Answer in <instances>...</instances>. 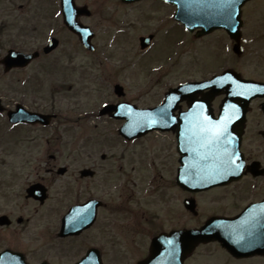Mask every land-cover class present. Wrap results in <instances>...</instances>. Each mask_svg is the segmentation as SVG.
Listing matches in <instances>:
<instances>
[{
    "label": "flooded vegetation",
    "instance_id": "flooded-vegetation-1",
    "mask_svg": "<svg viewBox=\"0 0 264 264\" xmlns=\"http://www.w3.org/2000/svg\"><path fill=\"white\" fill-rule=\"evenodd\" d=\"M46 65L32 61L26 67L1 69L0 72V80H3L0 88V149L4 148L8 154L10 150H16L14 152L20 156L16 167L8 169L4 156H0V257L4 264H37L41 261L74 264L90 248L96 250L103 264H264L263 99L255 98L251 102L253 107L246 114L240 143L234 148V157L244 161V172L221 183L199 182V178L216 174L179 172L182 161H187L191 153L195 163L205 161L207 149L204 143L199 145L200 150L195 144V153L191 150L194 137L183 153L177 148L176 132H165L170 135L172 146L170 143V149L159 157L162 169L154 162L155 158L143 157L141 162L138 155L143 148L139 151L123 147L119 157L113 155V150L108 151L107 156L100 150V141L80 135L77 142L59 141L63 148L67 146V151H60V144L51 136L55 130L49 129L50 125L32 124L24 119L18 124L11 123L8 114L16 111L18 106L31 113L51 114L44 110V105L38 104L36 96L43 90L44 79L30 82L38 80L36 75L43 76L50 71ZM76 65H67L65 69L80 74L81 67ZM22 83L31 93L23 91L27 89L22 88ZM77 84L79 87H75V92L83 89L80 82ZM71 89V84L63 82L53 85L50 90ZM203 96L204 93L189 95L195 100ZM125 97L124 93L122 98ZM217 100L206 110L215 118L219 114ZM22 111L17 112L22 114ZM173 113L175 130L189 126L184 118L191 113L186 100H180ZM199 113L194 112L195 118L204 122V115ZM208 113L207 119L213 121ZM53 120L56 121V116L51 118ZM232 121L225 130L238 133L237 120ZM38 131L45 133V144L51 150L44 160L35 156ZM185 138V134L180 135V140ZM235 138L239 139V136ZM105 143L114 148V142ZM225 146L229 151V142ZM130 151L131 155L125 156ZM117 174L121 177L115 185L120 187L104 193L102 187L114 183L112 180ZM39 182L47 192L43 201L35 198ZM90 200L97 202L93 215L92 211L87 212L93 207L85 206L62 223L63 216L72 207ZM118 201L124 207H118ZM45 206L47 220H38V210ZM92 216L90 226L77 231ZM203 227L206 229L204 237L182 257V242L189 244L192 240L178 238L176 233ZM154 238H158V243L152 247ZM171 244L179 251L174 256L169 252Z\"/></svg>",
    "mask_w": 264,
    "mask_h": 264
},
{
    "label": "rangeland",
    "instance_id": "rangeland-1",
    "mask_svg": "<svg viewBox=\"0 0 264 264\" xmlns=\"http://www.w3.org/2000/svg\"><path fill=\"white\" fill-rule=\"evenodd\" d=\"M53 1L51 0L50 3L47 1V3L51 5ZM76 3L78 5L87 3L91 10V16L84 18L83 22L88 24L95 32L93 43L96 49L94 53L81 48L76 38L70 33L56 29L58 24L56 18L50 17L55 6H51L47 10L48 7L45 0H0V57L7 48L12 46L23 51L38 49L52 29H54V34L61 39L62 44L54 53L41 58V62H58L59 67H62L66 61H73L76 64L93 67L90 69L86 68L83 71L85 80L83 82L80 81V83L84 84L81 86L90 88L91 91L89 89L81 92L78 96V102L80 103L78 108L75 107V111H73L72 107H68L69 102L73 100L69 99V97L75 95L74 90L69 91V93H57L54 95V99L49 92V83L61 82L62 78L67 79L66 72L62 73V71L55 68L52 70L53 75L50 73L44 76V79L49 81L44 83L45 91L39 93V97H44L41 103L45 107L52 106L54 107V112L59 114L56 124H54V127L58 128V132L52 136L53 141L58 143L60 136H62V139L69 140L67 142H77L79 141L80 132L83 131L86 133L92 132L93 134L97 131L101 140L106 135L115 137L112 132V127L115 123L109 120L102 119L106 122H96L98 126L94 128L92 127L94 124L92 118L76 122L83 118L81 115L83 110L84 113L90 110H97L103 102H107L109 99L115 101V97L112 94V82L115 81L125 87L132 102L139 106H144L158 102L165 85L185 79L206 77L212 73L210 70L214 68L219 71L222 68L234 67L246 75L264 78V0H253L247 3L243 9V23L245 26L242 34L243 50L240 55L232 52L230 41L229 50L225 51L222 42L226 43L228 38L223 37L222 34L215 33L208 37L193 38L190 41L184 28L174 24L166 26L161 33L159 31L155 44L147 54L145 53L146 55H142L137 38L139 35L151 33L153 27L160 29L157 18L153 17L154 9H156L155 15L162 16L165 13L164 9L157 11L156 7L161 6L159 2H152L156 7L152 4H147V2H143L142 5L124 6L117 0H76ZM145 14L149 15V17H146ZM121 30H124V32H121ZM163 33L166 35L163 36ZM176 37H178L177 41H182L184 44L181 47L171 45L172 55L170 60L168 61L166 57L161 60L162 55H168L170 42ZM173 48H175L176 52H172ZM141 55L144 56L142 59ZM150 58L158 62L150 64L148 62ZM221 60H228L229 62L223 64ZM143 61L147 66L149 65V68L155 70L147 71L141 68ZM78 76V74L69 76V81L67 82H70L71 79L70 83H73L74 78L72 77ZM5 80L8 83L9 79ZM2 82L3 80H0V88ZM73 85L76 87L75 84ZM37 134L39 139L38 146L35 149V156L44 160L51 150L45 144V133L39 131ZM161 141H163L162 136L155 135L136 142L139 145L137 147L139 151L143 148V151L138 155V158H142L141 162L143 157L148 156L149 158H155L154 162L156 164L159 163V166H161V161H159L157 156L162 155L163 151L170 149V141L164 148L154 149ZM61 145L59 146L60 151H66ZM120 152L121 149H117L114 151V156L119 157ZM12 154H14V158ZM130 155L131 151L125 154V156ZM17 157L20 156H17L14 150L12 152L10 150L8 158H12V162L9 161L10 164L6 166L7 169L16 167ZM161 168L164 169L162 166ZM149 170L151 171V168ZM120 177V174H117L112 182L115 183ZM108 198L106 197V199ZM119 201L116 205L124 207L123 204H119ZM46 209L45 206L38 210V220H46L43 218Z\"/></svg>",
    "mask_w": 264,
    "mask_h": 264
},
{
    "label": "water",
    "instance_id": "water-1",
    "mask_svg": "<svg viewBox=\"0 0 264 264\" xmlns=\"http://www.w3.org/2000/svg\"><path fill=\"white\" fill-rule=\"evenodd\" d=\"M168 1L176 4L177 10L175 12V17L181 20L190 30L195 27H200L202 29L200 33H206L215 28H224L231 38L238 40L239 27L241 26L240 7L247 0ZM34 55L35 54H31L30 57ZM5 60H19V58L13 57L11 53H8ZM141 114L147 116L141 117L143 120H147L150 116L147 112Z\"/></svg>",
    "mask_w": 264,
    "mask_h": 264
}]
</instances>
